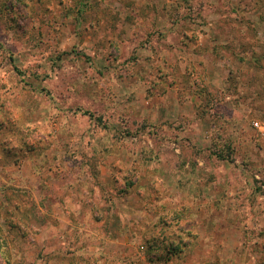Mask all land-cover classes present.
Returning <instances> with one entry per match:
<instances>
[{
	"label": "rangeland",
	"instance_id": "obj_1",
	"mask_svg": "<svg viewBox=\"0 0 264 264\" xmlns=\"http://www.w3.org/2000/svg\"><path fill=\"white\" fill-rule=\"evenodd\" d=\"M0 264H264V0H0Z\"/></svg>",
	"mask_w": 264,
	"mask_h": 264
},
{
	"label": "built area",
	"instance_id": "obj_2",
	"mask_svg": "<svg viewBox=\"0 0 264 264\" xmlns=\"http://www.w3.org/2000/svg\"><path fill=\"white\" fill-rule=\"evenodd\" d=\"M254 124H255L256 126H258V125H259V122H255Z\"/></svg>",
	"mask_w": 264,
	"mask_h": 264
}]
</instances>
